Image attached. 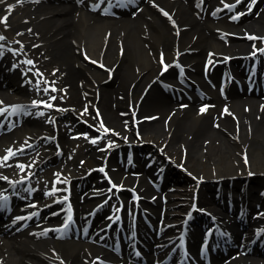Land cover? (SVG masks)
<instances>
[{
    "label": "bare ground",
    "instance_id": "6f19581e",
    "mask_svg": "<svg viewBox=\"0 0 264 264\" xmlns=\"http://www.w3.org/2000/svg\"><path fill=\"white\" fill-rule=\"evenodd\" d=\"M16 1L0 3L7 6ZM56 1L4 24L17 30L27 26L30 31L17 36L19 41L28 42L27 56L14 49L0 60L9 79L5 88L0 82V114L1 118L12 116L22 103H50L55 109L46 108L44 113L41 107V118L26 116L30 127L25 138L32 135L27 143L41 138L42 132L61 149L65 136L81 137L84 143L71 142L65 151L61 174L55 176L61 189L58 194L24 189L37 199L24 211L32 217L1 223L0 264H133L138 250L146 262L156 257L158 264H179V259L169 262L168 251L176 254L182 249L178 246L184 221L181 213L200 206L220 220L227 210V204L211 194L215 180H220L222 190L231 197L242 201L253 198L261 205L256 212L258 228L252 234H241L239 251L225 253L219 264H264V252L250 253L251 242L264 235V188L237 182L229 186V181L248 173L264 177V52L260 51L264 49V0L254 4L252 0H133L128 5L122 0ZM97 3L111 8L117 17L95 16L92 9ZM225 4L235 7L226 8ZM247 4L256 5L255 12L242 7ZM34 44L40 47L32 49ZM234 57L251 59L252 64L247 70L242 64L232 66ZM163 59L173 67L167 74L161 71ZM28 60L36 65L29 66ZM177 65L182 71L176 73ZM260 73L263 80L256 85ZM234 76L247 77L248 85H255L240 86ZM110 81L113 86L107 87ZM160 83L178 88L181 99L171 97ZM205 106L207 111L202 113ZM72 111L80 118L71 115ZM56 117L62 118L54 124ZM101 120L114 135L104 142L99 140ZM92 139L97 143H91ZM139 142L146 144L149 153L127 154ZM109 143L114 146L108 147ZM21 145L7 146L0 141V151L16 150ZM122 151L124 158H119ZM6 153L0 152V197L9 198L15 183L29 182L34 169L51 153L25 158L29 163L23 170L19 158L5 162ZM168 161L169 165L187 167L189 178L185 182L188 180L190 187L181 185L180 178L173 179L163 193L149 186L150 176L160 183ZM136 162L145 167L160 166L147 174ZM90 174L96 176L85 191L79 183ZM119 197L124 202L131 200V217L139 209L136 233L132 228L119 232L117 226L107 227L116 209L108 211L106 204ZM59 199L63 215L53 212L44 217L33 233H7V228H21L34 220L43 206ZM69 206L72 220L65 228ZM143 221L150 227L159 226L156 231L162 235L154 245ZM74 227L81 229L72 230ZM193 233L196 239L197 229ZM217 237L215 233L206 235L209 246L204 253L211 252ZM196 254L203 251L196 249L190 255Z\"/></svg>",
    "mask_w": 264,
    "mask_h": 264
},
{
    "label": "snow or ice",
    "instance_id": "6c2138e0",
    "mask_svg": "<svg viewBox=\"0 0 264 264\" xmlns=\"http://www.w3.org/2000/svg\"><path fill=\"white\" fill-rule=\"evenodd\" d=\"M133 2V0H127V3H132ZM241 2V0H236V3H240ZM252 3L254 4L255 3V0H252ZM225 7L226 8H233V7H235V5H228V4H225ZM251 10V7H249V11ZM10 11V10H9ZM164 15H168L166 12L164 13ZM239 17L237 16V17H233V19H238ZM2 20H3V22H5L6 23V21H7V17L5 16V17H3L2 18ZM18 35H19V33H18ZM249 39H258V37H255V36H249L248 37ZM3 39H5V37H3L2 35H0V40H3ZM23 46L21 45V48H22ZM261 52H264V49H261L260 50ZM0 55H2V53H0ZM162 63H163V60L161 61ZM26 63L27 64H29V65H32L33 64V62L31 61V60H28V61H26ZM93 63H96L95 61H93ZM34 66V65H33ZM101 67H103V65H101ZM167 69H168V65L167 64H165V66H164V71H167ZM182 71V70H181ZM37 75H41L39 72H37ZM52 91H56V89L55 88H52L51 89ZM45 92H47L48 91V89H45L44 90ZM51 99H55V97H52ZM32 106H40L37 102H33V105ZM43 106L44 107H48V108H51V107H53V105L52 104H50V103H45V104H43ZM59 110V109H58ZM15 111V110H14ZM85 111H87V108L85 109ZM205 111H207V106H205V107H202L201 108V112L203 113V112H205ZM225 112H227V109H225L224 110ZM228 114H230V113H228ZM39 115H43V113H39ZM97 116H99V113L97 112ZM99 128L100 129H103V134H108L109 132H110V130L107 128V127H105V125H104V123H103V121L101 120L100 121V123H99ZM85 138H87V137H85ZM91 143H93V144H95V143H97V140L96 139H92L91 141H90ZM114 145H112L111 143H109V145H108V147H113ZM15 155V153L11 150V149H8L7 150V155L3 158L4 159V161L6 162L10 157H12V156H14ZM247 157H245V163L247 164ZM19 167L23 170V165H19ZM101 171H103V169H101ZM4 179H7L6 177L4 178ZM59 182V181H58ZM111 182V181H110ZM113 188H117V186L116 185H114L113 184V186H112ZM117 190H119V189H117ZM55 191H57V189H53V192H55ZM49 194H52V193H49ZM0 200H2L5 204H6V202H7V200H8V197H6V196H3V197H0ZM0 206H2V205H0ZM71 220H72V217H71V211H70V206H69V215H68V217H67V222L65 223V225H64V227L65 228H67L68 227V224L71 222Z\"/></svg>",
    "mask_w": 264,
    "mask_h": 264
},
{
    "label": "rangeland",
    "instance_id": "374dc122",
    "mask_svg": "<svg viewBox=\"0 0 264 264\" xmlns=\"http://www.w3.org/2000/svg\"><path fill=\"white\" fill-rule=\"evenodd\" d=\"M37 6H38L37 4H27V5H23V6H20L19 5V6H17V9H15V8H13V9L12 8H8L7 9L6 7H3V5H2L3 9H2V11H0V22H3L2 18L5 17V16L7 17V21L6 22L9 23V24L10 23H13L15 21H19L21 18L24 17V15L28 14L29 12H31V14L38 12L39 11V7H37ZM9 28L10 29H9L8 32L11 35H15L16 34L15 31H18L14 26L12 28L11 27H9ZM25 29H27V26L24 27V30ZM9 43L12 44V45H14V46H17V47L20 46L19 43H16V42H13V41L12 42L9 41ZM22 44H24L25 46H27V41L22 42ZM35 48H39V46L35 45ZM21 50L23 51L22 48H21ZM112 86H111V83H108L107 84V87H112ZM16 133L17 132H14L12 134L15 135ZM18 133H20V131H18ZM14 135H12L11 137H14ZM108 136L109 135H106L105 138H107ZM140 147H142V149L143 148H147L146 146H140ZM0 152L3 153L2 150ZM61 160H62V157L60 155V157H57L56 158L55 164L53 166H50V167L57 166L61 162Z\"/></svg>",
    "mask_w": 264,
    "mask_h": 264
}]
</instances>
